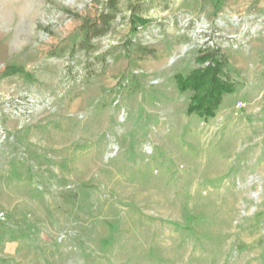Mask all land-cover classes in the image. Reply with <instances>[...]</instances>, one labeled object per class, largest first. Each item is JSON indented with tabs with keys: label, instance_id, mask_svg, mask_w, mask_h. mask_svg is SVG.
Instances as JSON below:
<instances>
[{
	"label": "rangeland",
	"instance_id": "obj_1",
	"mask_svg": "<svg viewBox=\"0 0 264 264\" xmlns=\"http://www.w3.org/2000/svg\"><path fill=\"white\" fill-rule=\"evenodd\" d=\"M0 264H264V0H0Z\"/></svg>",
	"mask_w": 264,
	"mask_h": 264
},
{
	"label": "trees",
	"instance_id": "obj_2",
	"mask_svg": "<svg viewBox=\"0 0 264 264\" xmlns=\"http://www.w3.org/2000/svg\"><path fill=\"white\" fill-rule=\"evenodd\" d=\"M116 7L115 2L111 3V8ZM99 23L93 24L92 35L99 37L106 34L111 28V21L114 19L113 11L101 13L99 16ZM87 39L89 37V30L86 31ZM200 63H206V67L197 68L189 75L183 76L179 74L176 76L178 88L181 92L192 90L194 92L189 107L188 113L190 115H199L208 121L215 116L217 107L221 102V94L233 92V85L222 79L221 74L226 65L222 55H219V50L206 48L204 54L197 59ZM203 67V66H202Z\"/></svg>",
	"mask_w": 264,
	"mask_h": 264
}]
</instances>
